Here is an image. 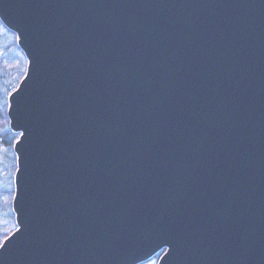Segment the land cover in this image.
<instances>
[{
    "label": "water",
    "instance_id": "1",
    "mask_svg": "<svg viewBox=\"0 0 264 264\" xmlns=\"http://www.w3.org/2000/svg\"><path fill=\"white\" fill-rule=\"evenodd\" d=\"M0 13L27 61L0 264H264V0Z\"/></svg>",
    "mask_w": 264,
    "mask_h": 264
},
{
    "label": "rangeland",
    "instance_id": "2",
    "mask_svg": "<svg viewBox=\"0 0 264 264\" xmlns=\"http://www.w3.org/2000/svg\"><path fill=\"white\" fill-rule=\"evenodd\" d=\"M27 68V61L17 46L15 34L0 33V101L6 100L15 89ZM7 109H0V241L16 229L12 202L17 158L13 151L18 135L11 131ZM160 254L141 264H158Z\"/></svg>",
    "mask_w": 264,
    "mask_h": 264
},
{
    "label": "snow or ice",
    "instance_id": "3",
    "mask_svg": "<svg viewBox=\"0 0 264 264\" xmlns=\"http://www.w3.org/2000/svg\"><path fill=\"white\" fill-rule=\"evenodd\" d=\"M11 27H12V25L10 24V22L7 21V19L5 18V16L2 13H0V33L8 32L11 29ZM18 38L19 37H17V39ZM6 107H8L7 101L6 100L0 101V109H4ZM21 135H24V133H21ZM156 239L158 242V246L159 245H171L172 246L171 250L177 253L178 249L176 248V246L173 243L171 238H169L166 235H159ZM8 240H9V237L7 235H5L4 241H8ZM4 241H0V248L5 247ZM175 264H178L177 255L175 257Z\"/></svg>",
    "mask_w": 264,
    "mask_h": 264
},
{
    "label": "trees",
    "instance_id": "4",
    "mask_svg": "<svg viewBox=\"0 0 264 264\" xmlns=\"http://www.w3.org/2000/svg\"><path fill=\"white\" fill-rule=\"evenodd\" d=\"M17 85H18V83H17ZM16 87H17V86H16ZM16 87H15V88H16Z\"/></svg>",
    "mask_w": 264,
    "mask_h": 264
}]
</instances>
